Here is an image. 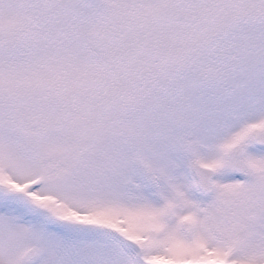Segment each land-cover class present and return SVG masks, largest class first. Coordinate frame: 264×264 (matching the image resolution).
Returning a JSON list of instances; mask_svg holds the SVG:
<instances>
[{"label": "snow or ice", "instance_id": "obj_1", "mask_svg": "<svg viewBox=\"0 0 264 264\" xmlns=\"http://www.w3.org/2000/svg\"><path fill=\"white\" fill-rule=\"evenodd\" d=\"M0 264H264V0H0Z\"/></svg>", "mask_w": 264, "mask_h": 264}]
</instances>
